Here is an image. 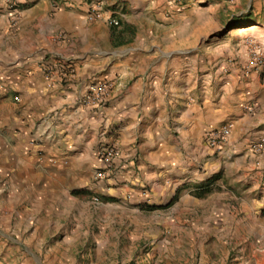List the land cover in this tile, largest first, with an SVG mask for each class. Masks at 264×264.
Segmentation results:
<instances>
[{
	"label": "crops",
	"instance_id": "obj_1",
	"mask_svg": "<svg viewBox=\"0 0 264 264\" xmlns=\"http://www.w3.org/2000/svg\"><path fill=\"white\" fill-rule=\"evenodd\" d=\"M22 1L32 3L16 10V18L0 10L5 254L2 241L20 244L21 226L34 235V221L46 222L45 229L56 226L52 217L66 222L70 193L88 187L106 145L119 152L106 191L128 193L135 204L146 196L161 204L177 190L179 201L195 204L190 192L228 161L248 194L240 200L243 215L256 214L252 232L264 241V149H252L264 140V63L249 61L242 40L254 38L264 54V25L237 27L201 54L203 41L227 17L223 0ZM94 9L98 17L91 20ZM111 17L117 27L109 25ZM95 82L111 84L103 106L82 102ZM223 125L230 136L216 158L207 134ZM16 225L14 239L8 231Z\"/></svg>",
	"mask_w": 264,
	"mask_h": 264
},
{
	"label": "rangeland",
	"instance_id": "obj_2",
	"mask_svg": "<svg viewBox=\"0 0 264 264\" xmlns=\"http://www.w3.org/2000/svg\"><path fill=\"white\" fill-rule=\"evenodd\" d=\"M223 1L220 6L227 17L219 30L203 41L201 54L209 50V43L224 44L229 38L226 35L238 32L237 27L264 25V0ZM25 2L0 0V10H22L32 3ZM247 39L255 41L250 36L242 38L244 42ZM227 162L222 159L203 181L211 185L205 197L186 204L179 201L180 192L169 207L171 199H161L159 204L147 201L150 198L146 196V202L135 204L129 202L128 193H107V176L111 180L113 169L96 168L88 176L87 188L70 193L66 222L52 217L56 226L45 229L46 222L34 221L31 225L39 228L34 235L21 226L17 232L20 244L2 241L6 254L0 246V264H264V241L254 238L252 232L256 214L250 219L243 215L240 200L246 202L248 194L237 183L235 172L227 170ZM74 191L83 193L76 195ZM149 193L147 190L142 195ZM144 206L161 209L147 211ZM211 211L217 215L209 217ZM17 227L8 231L14 239L17 235L11 231Z\"/></svg>",
	"mask_w": 264,
	"mask_h": 264
},
{
	"label": "built area",
	"instance_id": "obj_3",
	"mask_svg": "<svg viewBox=\"0 0 264 264\" xmlns=\"http://www.w3.org/2000/svg\"><path fill=\"white\" fill-rule=\"evenodd\" d=\"M14 4V3H13ZM11 16L16 18V10L10 11ZM98 17L95 9L89 13V19ZM108 23L112 27L119 25L118 20L109 18ZM246 52L249 56V61L255 66H261L264 63V54L261 46H259L253 39H247L244 42ZM59 72L64 73V66H58ZM68 71V70H67ZM67 75V74H66ZM111 89V84L108 82H95L86 87L85 93L82 96V102L85 105L103 106L106 103V98ZM230 136V126L223 125L207 134V145L215 152L221 153L222 148ZM255 152H260L264 149V140L252 146ZM119 156L118 150L113 146H101L98 149V158L104 170L112 169L116 158ZM96 201V199H94ZM1 210V208H0Z\"/></svg>",
	"mask_w": 264,
	"mask_h": 264
},
{
	"label": "trees",
	"instance_id": "obj_4",
	"mask_svg": "<svg viewBox=\"0 0 264 264\" xmlns=\"http://www.w3.org/2000/svg\"><path fill=\"white\" fill-rule=\"evenodd\" d=\"M210 183L209 182H206V183H203L201 184L194 192H193V196L198 198V199H201L203 197H205L208 193H210L211 189H210ZM181 190H177L174 194V196L171 198V200L168 202L167 204V207L173 205L179 194H180ZM74 194L78 195V194H82L83 192L81 191H74L73 192ZM144 210H147V211H154L156 209H161V207H156V206H144L143 208Z\"/></svg>",
	"mask_w": 264,
	"mask_h": 264
}]
</instances>
